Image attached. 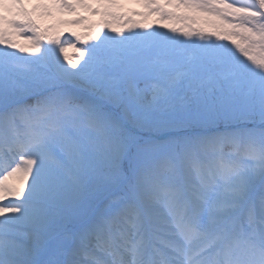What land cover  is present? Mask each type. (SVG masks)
Masks as SVG:
<instances>
[{
    "label": "snow or ice",
    "instance_id": "obj_1",
    "mask_svg": "<svg viewBox=\"0 0 264 264\" xmlns=\"http://www.w3.org/2000/svg\"><path fill=\"white\" fill-rule=\"evenodd\" d=\"M123 2L0 0V264H264V0Z\"/></svg>",
    "mask_w": 264,
    "mask_h": 264
},
{
    "label": "rangeland",
    "instance_id": "obj_2",
    "mask_svg": "<svg viewBox=\"0 0 264 264\" xmlns=\"http://www.w3.org/2000/svg\"><path fill=\"white\" fill-rule=\"evenodd\" d=\"M122 10L123 11H145V9L143 8L142 5H139V4H136V3H133V2H129V0H124V2L122 3ZM84 15H89V14L88 13H84ZM99 19H100V17H98V16H89V20L90 21H98ZM137 19H138V17H137ZM149 19H150V21H156L155 15H153ZM177 26H179V25H177ZM73 30L77 31V32H79L81 34H85V29H83V28H81L79 26H74ZM64 35L67 36L68 33L65 32ZM17 42L21 43V44L25 43V41L20 39V38H17ZM68 55L70 57H72L73 55H78V54L75 53L74 49L69 48L68 49Z\"/></svg>",
    "mask_w": 264,
    "mask_h": 264
}]
</instances>
